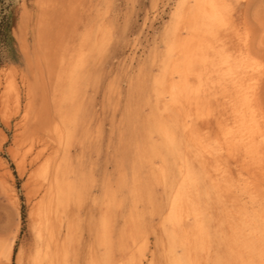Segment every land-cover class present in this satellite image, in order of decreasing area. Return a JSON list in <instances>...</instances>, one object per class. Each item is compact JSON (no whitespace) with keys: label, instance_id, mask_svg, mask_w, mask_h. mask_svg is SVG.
<instances>
[{"label":"rangeland","instance_id":"obj_1","mask_svg":"<svg viewBox=\"0 0 264 264\" xmlns=\"http://www.w3.org/2000/svg\"><path fill=\"white\" fill-rule=\"evenodd\" d=\"M218 1L231 5L223 9L231 24L228 28L220 24L211 39L216 49H211L209 55L215 68L209 65L211 94L200 102L205 103L201 110L192 108L198 118L189 120L212 141L220 137V124L231 108L229 96L222 90L228 86L230 66L236 73L247 64H259L262 74L256 105L264 124V0ZM178 3L179 0H14V49L0 67V264H17L19 252H23L22 264H31L35 232L30 214L42 195L36 172L54 151L74 178L90 180V194L79 210L83 241L90 238V216L99 218L109 207L115 238L133 217H139L149 240L148 257L155 254L161 258V244L166 240L161 222L168 210L169 193L158 176L162 157L168 152L156 123L174 127L183 124L175 118L182 111L170 98L168 84L176 52L171 38L166 39L168 29H175L171 21ZM85 46L90 50L79 71L77 94L66 107L67 76L77 53ZM243 58L247 64L240 67L237 59L243 63ZM195 68L199 75L207 77L200 64ZM219 80L227 82L225 87L222 82L219 85ZM160 104L170 115L166 111L160 114ZM66 110L71 138L58 147L51 138ZM153 143H158L161 155L150 153ZM179 147L181 153L185 152L184 145ZM261 149L256 153L258 159L255 153L253 157L236 152V157L222 160L220 168L231 176L235 194L229 190L219 193L211 186L212 181L204 182L211 193L205 201L213 237L209 259L203 257V264H215L218 259L234 264L228 245H232L228 207L237 206L241 211L248 206L264 212V142ZM243 156L244 161L250 156L253 165L251 161L244 162ZM194 164L202 173V167ZM240 179L256 183L249 189ZM10 246L9 261L3 254Z\"/></svg>","mask_w":264,"mask_h":264},{"label":"bare ground","instance_id":"obj_2","mask_svg":"<svg viewBox=\"0 0 264 264\" xmlns=\"http://www.w3.org/2000/svg\"><path fill=\"white\" fill-rule=\"evenodd\" d=\"M223 9L218 0H179L171 21L175 29L173 31L168 29L166 34V39L170 37L173 41L172 50L176 52L168 84L170 98L172 104L182 111L181 116H175V118L183 124L174 127L162 122L156 123V130L161 135L163 145L168 152L162 157L163 166L158 176L169 193L168 210L161 222L166 236V240H163L161 244V258L156 257L155 254L152 258L148 257L149 240L144 236L139 217H133V220L128 222L120 232L119 237L115 238L114 222L109 207L102 211L99 218L94 219L90 216L91 220L89 219L87 223L90 238L84 242L79 210L90 194V180L74 178L73 173L62 165L58 152L54 151L36 172V176L40 179L42 195L30 214L35 232V249L31 264H146L148 261L149 264H203V257L204 260L209 259L208 250L213 235L210 230L211 217L207 212L208 203L205 198L211 193L204 182L212 181L211 186L219 193L229 190L235 194L233 190L235 184L230 183L231 176H226L220 168L222 160L225 157L235 156L239 152L257 157L256 153H260L264 142V124L256 105L258 80L262 70L257 68L259 64L258 66L248 65L244 58L243 63L239 60L240 58L237 59L240 67L247 64L244 69H240L241 71L234 73V67L228 65L230 67L227 73L230 77L229 81L226 79L229 82L227 87H225L226 81L224 83L218 81L224 84L219 83L225 87V90L220 89L227 93L231 105L226 113L225 121L220 124L221 130L218 129L220 137L212 141L208 137H203L190 125L192 117L198 118L193 114L192 108L200 109L205 105V103L201 105L200 102L206 95L211 94L208 90V80H212L209 72L215 69L209 61L211 49L214 48L213 44L211 45V39H214L213 35L217 27H220L219 21L224 15ZM89 37L90 32H87L86 43ZM86 46L77 53L73 67L67 76L68 86L64 100L66 107L68 101L73 100L77 94L79 71L90 50ZM194 47L199 48L194 49ZM213 50L216 51V49ZM221 51L219 50L220 54ZM226 56L225 53L224 57ZM220 58L222 59V56ZM215 62L217 61L214 60V66ZM195 64H200L202 70L206 71L207 77L198 74ZM216 66H218L217 63ZM177 77L179 79L176 81ZM202 84L205 87H201ZM159 110L160 114L165 111L168 113L163 104L159 105ZM67 112L66 110L61 122L55 127L56 134L51 138L58 147L71 138V131L68 128L70 119L68 118V121ZM89 114L86 116L89 117ZM63 125L66 127L64 128ZM179 145H184L185 152H180ZM150 153L154 156L161 155L158 143H153ZM259 157L262 156L259 155ZM248 158L249 160L246 161H251L253 165V160H250V156ZM195 162L202 167V173L196 171ZM211 168H214V172ZM240 181L249 189L256 183L252 181L244 183L242 179ZM256 186L259 185L256 184ZM73 206L77 207V210ZM228 209L226 215L231 220L232 242V245L231 243L228 245L235 259L234 264H264V212H256L254 207L251 210L248 206H244L241 211L237 206L228 207ZM11 253L12 246L7 249L3 257L10 261ZM23 259V252H19L16 258L17 264H22ZM221 261L218 259L215 264H224Z\"/></svg>","mask_w":264,"mask_h":264},{"label":"trees","instance_id":"obj_3","mask_svg":"<svg viewBox=\"0 0 264 264\" xmlns=\"http://www.w3.org/2000/svg\"><path fill=\"white\" fill-rule=\"evenodd\" d=\"M16 20L14 0H0V67L8 60L7 53L14 49Z\"/></svg>","mask_w":264,"mask_h":264},{"label":"snow or ice","instance_id":"obj_4","mask_svg":"<svg viewBox=\"0 0 264 264\" xmlns=\"http://www.w3.org/2000/svg\"><path fill=\"white\" fill-rule=\"evenodd\" d=\"M225 9L231 8V5L229 4H224L222 5ZM220 24L223 28H228L231 24V18L228 15H224L223 17L220 18Z\"/></svg>","mask_w":264,"mask_h":264}]
</instances>
